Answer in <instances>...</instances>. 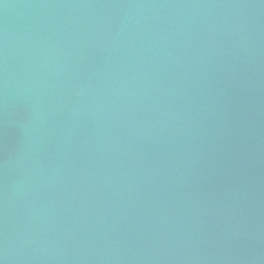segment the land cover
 Wrapping results in <instances>:
<instances>
[{
    "label": "water",
    "instance_id": "obj_1",
    "mask_svg": "<svg viewBox=\"0 0 264 264\" xmlns=\"http://www.w3.org/2000/svg\"><path fill=\"white\" fill-rule=\"evenodd\" d=\"M0 264H264V0H0Z\"/></svg>",
    "mask_w": 264,
    "mask_h": 264
}]
</instances>
